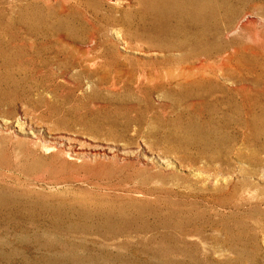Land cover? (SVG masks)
Here are the masks:
<instances>
[{"label": "rangeland", "instance_id": "obj_1", "mask_svg": "<svg viewBox=\"0 0 264 264\" xmlns=\"http://www.w3.org/2000/svg\"><path fill=\"white\" fill-rule=\"evenodd\" d=\"M0 264H264V0H0Z\"/></svg>", "mask_w": 264, "mask_h": 264}]
</instances>
